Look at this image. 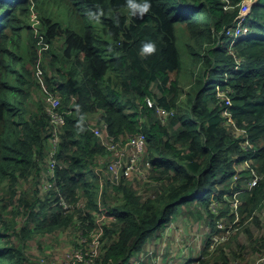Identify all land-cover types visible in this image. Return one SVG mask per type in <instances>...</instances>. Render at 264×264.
<instances>
[{
  "label": "trees",
  "instance_id": "16d2710c",
  "mask_svg": "<svg viewBox=\"0 0 264 264\" xmlns=\"http://www.w3.org/2000/svg\"><path fill=\"white\" fill-rule=\"evenodd\" d=\"M225 3L151 0L140 17L131 15L126 0H0V264H31L27 239L75 228L99 207L114 220L103 226L107 239L95 264H131L132 252L161 235L183 208L192 207L188 213L214 229L228 207L215 212L210 204L232 196L251 169L261 178L241 194L242 211L250 214L260 204L264 0L251 5L242 21L247 32L236 37L227 31L238 23L241 0H229L228 9ZM149 39L157 50L145 56L139 50ZM51 94L60 97L65 118L56 145L62 164L42 193ZM158 107L168 110L163 121ZM100 112L112 135L145 134L152 168L144 193L124 177L98 191L96 160L104 148L89 117ZM58 192L83 200L84 209L61 215Z\"/></svg>",
  "mask_w": 264,
  "mask_h": 264
},
{
  "label": "rangeland",
  "instance_id": "374dc122",
  "mask_svg": "<svg viewBox=\"0 0 264 264\" xmlns=\"http://www.w3.org/2000/svg\"><path fill=\"white\" fill-rule=\"evenodd\" d=\"M46 6L57 8L51 3H46ZM38 54V65L41 66L44 55L41 51ZM35 73L40 75L39 81L43 83L41 80L43 75L40 74V71L37 69ZM184 84L188 87L190 81L186 79ZM243 166L246 164L243 163ZM106 175L104 171H99L100 192L104 188L112 189V183L106 181ZM248 175H250V171L247 177ZM247 177L241 186L246 183ZM137 185L136 189L138 190ZM143 185L144 183H142ZM32 187L34 188V185ZM242 193L237 194L239 200L237 218L233 214L231 218L229 214L231 209H235L234 201L230 205L228 202L221 206V208L227 206L228 212L216 218L214 229L208 219L207 223L203 219H194L192 214L188 213V210L193 212L192 207L183 208L182 212L177 213L165 225L161 235L146 242L142 249L133 251L129 262L131 264H184L191 258L195 264H201L203 261L202 264H264V199L250 214H247V211L246 213L242 211ZM79 201L82 202L81 199ZM60 210L61 215H64L73 209L72 207L65 209L61 206ZM92 215V220H78L75 228L69 226L63 230L58 228L53 231L46 230L45 233H39L27 239L25 254L31 264H67L76 250L84 246V239L92 240L89 233L91 230L97 229L99 226L103 228L108 221L114 220V215L106 213L102 207H99V211L93 212ZM16 217H18V225L21 226L25 215L20 212ZM42 225L45 226L46 223L43 222ZM214 235L217 237L214 238ZM102 236V232L98 234L99 238ZM12 237L16 241L17 237ZM106 239L104 236L99 239V244L93 242L96 245V250L93 251V254L89 252L83 257H89L91 264H95L103 252V250L101 253L99 252V245L106 242Z\"/></svg>",
  "mask_w": 264,
  "mask_h": 264
},
{
  "label": "built area",
  "instance_id": "2783aa9c",
  "mask_svg": "<svg viewBox=\"0 0 264 264\" xmlns=\"http://www.w3.org/2000/svg\"><path fill=\"white\" fill-rule=\"evenodd\" d=\"M226 3L224 7L226 9L230 8L228 4L229 0H224ZM256 0H242L240 3V16L238 18V23L236 26L229 29L227 32L232 36L236 37L239 35H244L247 32V28L242 24L245 16L248 14L251 5ZM38 71H40L38 69ZM219 96H222V91L218 92ZM48 104L46 105V113L49 116L50 123L52 125V140L54 142V147L49 151V158L47 163V186L50 188L52 186L51 179L54 176V170L57 166H60L62 162L56 157V145L58 142V133L60 132L62 125L65 124V118L63 112L60 111L61 100L58 95L51 94L47 98ZM147 103L149 105H153V100L149 97L146 98ZM226 103H230V99L227 98ZM157 112L159 113L161 120L163 121L164 115L168 113V110L162 107L157 108ZM227 115H229L228 111H224ZM96 122L93 124L91 122V131L97 137L99 143L104 148V155L98 158L97 160V168L96 171H104L109 177L110 181L115 184H119L120 180L124 177L126 179H130L132 183L136 182L139 193H142L145 183L150 182L151 176V162L149 157L146 156V137L142 131H137L131 135H112L108 132L107 123L101 115V112L98 113ZM230 120V118H229ZM238 131H244L243 129L237 128ZM246 140V139H245ZM244 146L246 148L250 147L251 144L248 140L245 141ZM246 164L245 167H249L248 162H244ZM251 169V168H250ZM261 178V175L254 169H251L248 180L244 185L241 186L240 189H237L232 197L225 195L222 199L218 201H214L210 204V209H214L212 211H217L224 204V201H228L229 205L233 202L235 209H231L229 214L237 218L238 215V197L237 194L240 192L250 190L254 185L257 184L258 180ZM142 183L144 185L142 186ZM58 204L63 206L65 209H84V202H80L79 200L73 201L60 192H58ZM100 230V231H99ZM104 233V227L99 226L97 229L91 230L89 233L92 236V240L87 241L84 239V246L78 250H76L75 254L72 255L67 264H91L90 258L83 255H87L90 253L93 254V251L96 250V245L93 242L99 244L98 234ZM217 235H214L216 238ZM102 245H99V252H102ZM88 251V252H87ZM89 258V259H88ZM189 263L195 264V261L192 260Z\"/></svg>",
  "mask_w": 264,
  "mask_h": 264
},
{
  "label": "clouds",
  "instance_id": "9594fccd",
  "mask_svg": "<svg viewBox=\"0 0 264 264\" xmlns=\"http://www.w3.org/2000/svg\"><path fill=\"white\" fill-rule=\"evenodd\" d=\"M127 7L130 10L131 15L142 17L145 13H147L151 8V0H126ZM91 16L98 18V13L91 12ZM33 18H36L35 14H33ZM157 50V44L155 40H145L141 42L140 53L142 55H149Z\"/></svg>",
  "mask_w": 264,
  "mask_h": 264
},
{
  "label": "crops",
  "instance_id": "0c3cea01",
  "mask_svg": "<svg viewBox=\"0 0 264 264\" xmlns=\"http://www.w3.org/2000/svg\"><path fill=\"white\" fill-rule=\"evenodd\" d=\"M97 115H98V113L97 114H94L93 116H91V117H89V121H92V123L94 124L97 120H96V118H97ZM54 147V142H53V140L50 138V147H49V151L52 149ZM48 155H49V153H48ZM101 157V156H100ZM48 158H49V156H47V159H46V163L44 162L43 163V169H42V178H41V182H40V188H41V192L42 193H44V191H46V190H48L49 189V187L47 186V177H48V174H47V163H48ZM99 158V157H98ZM98 158H97V160H98ZM96 160V161H97ZM242 167H243V163H242ZM97 168V167H96ZM244 168V167H243ZM246 168V167H245ZM239 169L241 170V167H239ZM99 174V173H98ZM98 177V176H97ZM101 177H98V179H100ZM106 181H108L109 183H112L111 181H110V179H109V177L108 176H106ZM113 184V183H112ZM98 191H100V187H99V184H98ZM242 198V197H241ZM82 202H84L83 200H82ZM244 201H243V199H242V203H243ZM101 206V205H100Z\"/></svg>",
  "mask_w": 264,
  "mask_h": 264
}]
</instances>
